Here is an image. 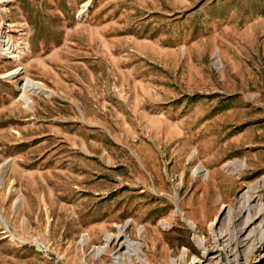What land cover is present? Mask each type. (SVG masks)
Returning a JSON list of instances; mask_svg holds the SVG:
<instances>
[{
    "label": "rangeland",
    "instance_id": "1",
    "mask_svg": "<svg viewBox=\"0 0 264 264\" xmlns=\"http://www.w3.org/2000/svg\"><path fill=\"white\" fill-rule=\"evenodd\" d=\"M260 204L264 0H0V264H228Z\"/></svg>",
    "mask_w": 264,
    "mask_h": 264
},
{
    "label": "bare ground",
    "instance_id": "2",
    "mask_svg": "<svg viewBox=\"0 0 264 264\" xmlns=\"http://www.w3.org/2000/svg\"><path fill=\"white\" fill-rule=\"evenodd\" d=\"M17 50L18 49H15V52H17ZM3 51L4 53H8L9 50L7 48H3ZM14 55L15 54H12V57ZM20 56H22V54H19L17 56V59H19ZM20 90L22 93L20 98L24 99L25 101H27L26 98L27 94L44 93L46 91V89L42 84L33 82L30 79H26L24 81ZM229 166L234 167V169H237L238 167L241 168L240 166H236L235 164H230ZM262 187H263L262 182H259L247 189L244 196L239 201L240 214L246 212L249 213V209L251 208L249 204L255 198L256 193H258L262 189ZM262 212H264V208L260 204L258 212L253 216L248 217L246 223L243 224V227L241 229L238 230L235 229V236L233 237V239L231 238L228 239L227 233L220 234V237L216 239L215 245L211 249L213 254H215L219 250L223 251L227 256L228 264H264V253L258 255L255 259L250 260L251 255L253 254L254 251H256L255 249L259 247L260 248L264 247V226L262 222L260 221L258 225L253 227L255 229L254 234H252L251 232L252 230H251L248 235H244V229L253 226V223L259 220V217L261 215L260 213ZM118 231H119L118 235L107 236L105 238L106 246L109 244V246L113 247V250H115V252L113 253L114 258L111 264L123 263L122 260H124L126 257V253L125 254L121 253L123 248L126 249L128 248L127 252H131L130 250H135L134 247H132L133 242L131 241V238H129V236L126 237V233H125L126 225L120 226L118 228ZM81 243L82 245L85 244L84 241H82ZM199 243L203 247V243L201 241ZM203 249L205 250L206 254L210 251L207 250L206 248ZM98 251L99 249H95V254ZM205 262L206 261H201L200 259H198L193 264H207ZM216 263L222 264V261L218 258V260H216Z\"/></svg>",
    "mask_w": 264,
    "mask_h": 264
},
{
    "label": "built area",
    "instance_id": "3",
    "mask_svg": "<svg viewBox=\"0 0 264 264\" xmlns=\"http://www.w3.org/2000/svg\"><path fill=\"white\" fill-rule=\"evenodd\" d=\"M11 44H12V40H6V41H4V45H3V47H2V50H3V48H7L9 51H10V49H11ZM9 51H8V53H9ZM16 53V52H15Z\"/></svg>",
    "mask_w": 264,
    "mask_h": 264
}]
</instances>
